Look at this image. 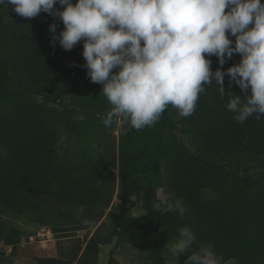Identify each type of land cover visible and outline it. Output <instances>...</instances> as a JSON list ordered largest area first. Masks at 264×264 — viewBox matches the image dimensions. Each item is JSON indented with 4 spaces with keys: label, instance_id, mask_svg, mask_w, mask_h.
Segmentation results:
<instances>
[{
    "label": "trees",
    "instance_id": "1",
    "mask_svg": "<svg viewBox=\"0 0 264 264\" xmlns=\"http://www.w3.org/2000/svg\"><path fill=\"white\" fill-rule=\"evenodd\" d=\"M13 7L0 6V212L8 215L0 221V246L11 247L9 256L23 234L40 227L51 225L67 240L70 210L82 208L90 222L106 211L108 219L77 239L67 258L24 252L36 264H98L96 255L109 247L106 264H116L113 251L128 247L142 264H184L187 255L176 259L166 244L188 227L191 250L211 244L221 264H264V119L237 122L213 80L191 116L169 105L150 127L137 130L123 119L106 127L112 106L80 67L83 41L70 51L58 43L53 49V18H24ZM55 22L59 33L64 26ZM205 58L213 71L219 67L215 56ZM240 58L234 54L222 70ZM232 90L241 94L235 84ZM161 188L185 209L182 216L154 207ZM206 191L215 197L204 198ZM134 197L143 212L126 215ZM62 218L66 226L58 227Z\"/></svg>",
    "mask_w": 264,
    "mask_h": 264
},
{
    "label": "clouds",
    "instance_id": "2",
    "mask_svg": "<svg viewBox=\"0 0 264 264\" xmlns=\"http://www.w3.org/2000/svg\"><path fill=\"white\" fill-rule=\"evenodd\" d=\"M8 4L24 18L51 16L48 31L53 49L58 43L70 51L83 41L86 63L80 67L87 70L91 82L102 85L101 93L112 106L103 120L106 127L114 119L126 120L137 130L150 127L169 105L180 116H191L199 95L205 86H213V80L221 97L228 96L226 107L236 113L237 122L243 124L253 115L264 119L260 115L264 114L261 0H76L75 4L72 0H0V6ZM57 4L61 7H54ZM56 18L64 26L59 33ZM234 54H240L239 63L222 70ZM205 55L217 58L215 71ZM233 84L240 95L232 90ZM157 200L154 207L162 213L178 209L182 216L185 212L180 204L169 202L163 188L158 189ZM1 214L8 218L7 213ZM22 229L27 233L29 227ZM32 238L39 243L52 235L40 227L29 236L23 234L21 240ZM194 243L192 230L182 227L179 238L166 246L176 259L187 255L184 264H221L223 257L211 244L191 250Z\"/></svg>",
    "mask_w": 264,
    "mask_h": 264
},
{
    "label": "rangeland",
    "instance_id": "3",
    "mask_svg": "<svg viewBox=\"0 0 264 264\" xmlns=\"http://www.w3.org/2000/svg\"><path fill=\"white\" fill-rule=\"evenodd\" d=\"M118 133H119V124H117L116 129L112 132V136L115 137L116 139V135ZM115 171L117 173V168L115 169ZM203 197L212 199L215 197V195L211 191H206V192H203ZM136 199L137 198L135 197L132 199V201L135 202V205L131 206L128 209V211L130 212L132 211V213H128V211H126V215L133 216L134 214L135 215L142 214L143 210H141L142 209L141 205L139 203L137 204ZM115 200H116V194L114 195V198H113V201ZM64 209H67V208L64 207ZM70 212H71L69 214L70 217L66 222L68 223L67 226L72 230L67 235H71V236L67 240H61L63 239L62 237L65 235H62L61 233L60 234L54 233L52 231L51 225H49V227H44L45 229H48L50 231V234L52 235V239L48 240L44 238L45 240L39 243L37 242L36 238L27 239L26 241H25L26 238L21 240L20 241L21 243L19 245V249H17V252L19 253L18 258L20 259V261L23 260V263L20 261L19 263L36 264L33 261L35 260V257H32V255H29L24 252L27 249H29V247L33 249V252L36 253L37 256L45 255V258H48V257L49 258L51 257L59 258L62 255L63 257L67 258L70 254L71 248L73 247L77 239L78 240L79 239L83 240L84 238L88 239L92 235V233L100 226L101 222L105 220L107 221L108 219L107 216L105 217L107 211L104 213L101 220L97 222L96 221L90 222L89 220L84 219L82 216L85 213H84V209L82 208L81 209L79 208L76 210H70ZM4 218L5 217L0 213V221H3ZM63 226H66V225L62 218L61 224L58 225V227H63ZM24 229H21V230L24 231ZM39 239H41V237ZM22 246H26V247L23 248ZM1 250L2 251H0V260L6 264L7 263L15 264V259L13 257L14 255L16 256L17 253L15 252V254H12L11 256H9V253H10L9 248H4V249L1 248ZM109 255H110L109 247L105 249L104 248L101 249L99 253L96 255V257L98 258V264H106L107 260L109 259ZM112 256L114 260L116 261V264H142L136 258L137 257L136 252H134L128 247H125V248L119 247L118 250L113 251ZM232 263H233L232 261H229L225 264H232Z\"/></svg>",
    "mask_w": 264,
    "mask_h": 264
},
{
    "label": "crops",
    "instance_id": "4",
    "mask_svg": "<svg viewBox=\"0 0 264 264\" xmlns=\"http://www.w3.org/2000/svg\"><path fill=\"white\" fill-rule=\"evenodd\" d=\"M4 248H5V247H4ZM0 251H2V250H1V247H0ZM9 251L11 252V250H9Z\"/></svg>",
    "mask_w": 264,
    "mask_h": 264
}]
</instances>
